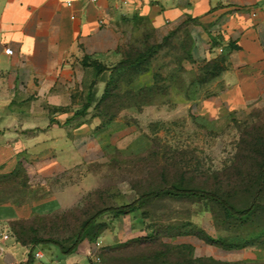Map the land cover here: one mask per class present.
I'll return each mask as SVG.
<instances>
[{
  "label": "rangeland",
  "instance_id": "obj_1",
  "mask_svg": "<svg viewBox=\"0 0 264 264\" xmlns=\"http://www.w3.org/2000/svg\"><path fill=\"white\" fill-rule=\"evenodd\" d=\"M192 37L185 25L159 31L143 19L132 21L120 33L125 44L119 57L105 66L148 52L150 56L110 81L104 99L108 73L91 88L94 70L78 68L81 89L72 96L78 107L58 113L65 121L58 126L67 131L78 158H36L35 166H45L53 174L29 178L23 157V176L0 179L4 203L28 204L60 193L73 202L23 221L24 228L33 230H26L30 237L68 247L96 211L127 205L143 193L171 186L214 192L238 211L247 209L258 192L257 207L246 219L229 217L209 201L150 199L138 212L101 216L92 231L96 239L86 237L76 252L85 253L88 263L92 256L99 257L98 264L264 262V182L259 185L264 96L232 112L201 114L199 101L215 76L216 58L195 62ZM142 71L149 80L139 87ZM88 99L91 104L84 109ZM202 235L222 244H208ZM37 248L49 253L50 247ZM240 259L245 261L237 262ZM42 263L48 264L46 259Z\"/></svg>",
  "mask_w": 264,
  "mask_h": 264
},
{
  "label": "crops",
  "instance_id": "obj_2",
  "mask_svg": "<svg viewBox=\"0 0 264 264\" xmlns=\"http://www.w3.org/2000/svg\"><path fill=\"white\" fill-rule=\"evenodd\" d=\"M135 19L159 31L185 25L193 34L195 62L223 58L222 71L199 101L201 114L232 112L264 96V0H133L126 5L122 0H0V175L14 171L24 157L29 178H47L53 171L35 166L34 159L78 158L67 131L58 126L65 122L58 113L78 107L72 96L81 89L78 68L84 59L103 66L114 62L125 44L120 33ZM5 49L12 54L5 55ZM147 80L141 74L136 84L142 87ZM67 197L2 203L0 230L66 208L73 203ZM41 253L48 264H90L78 251L62 256L50 247ZM42 260L29 261V249L12 236L0 240V264Z\"/></svg>",
  "mask_w": 264,
  "mask_h": 264
},
{
  "label": "trees",
  "instance_id": "obj_3",
  "mask_svg": "<svg viewBox=\"0 0 264 264\" xmlns=\"http://www.w3.org/2000/svg\"><path fill=\"white\" fill-rule=\"evenodd\" d=\"M150 56V52L140 55L134 60L129 59H123L114 64L111 67L103 66L99 63H96L94 61H90L88 59H84L83 66L91 67L94 70V79L91 84V88L96 86L98 83L99 78L106 72L108 73V81L105 84L104 92L101 97V99H104L107 95V89L110 81H112L120 72L128 69L136 68L139 64L145 62L148 60ZM223 58L217 57L214 61L216 64L215 66V77L222 71L223 69ZM143 73L139 72L138 75H141ZM90 99L86 101V104L84 106V109H87L90 106ZM20 163L18 162L16 168L14 171H12L10 174L7 175H0L1 180L6 179H12L15 180L21 175H24L23 171H20ZM264 182V160L260 164L259 167V185ZM260 187V186H259ZM163 197H169V198H188V199H199L204 201L212 202L216 205H218L221 210L225 213V215L237 219H246L250 215L253 214L254 210L257 207L258 197L259 193L257 192L250 204V206L242 211L235 210L232 208L224 199H222L218 194L214 192L204 191L200 189H186V188H177L174 186H171L167 189H160L157 191H152L149 193H143L141 196H139L136 200L132 201L131 203L127 205L122 206H113V207H106L103 209H100L96 211L93 215H91L88 219H86L80 226L79 231L76 233V235L73 237L71 244L68 247H65L61 243L57 242L53 239H39L34 236L30 237V233H28L26 230L30 231L32 233L33 230L26 229L23 226V221L26 220H19L9 223L8 229L9 234L12 236L16 242L21 244L22 246H25L29 249V261H32L33 259V251L35 250V247L38 245H47L49 247H52L57 250V252L62 256H68L76 252L78 246L81 244V242L88 237L89 240L94 241L97 237L96 234H92V231L94 227L96 226V221L105 214H112L115 217L127 215L130 213L138 212L142 209L143 205L146 201L150 199H158ZM4 202L0 201V204ZM14 203V202H13ZM16 204V203H14ZM98 229H103V226H98ZM203 239L211 245H220L222 244L221 241L213 240L209 237H206L204 235ZM92 264V260L90 261Z\"/></svg>",
  "mask_w": 264,
  "mask_h": 264
},
{
  "label": "built area",
  "instance_id": "obj_4",
  "mask_svg": "<svg viewBox=\"0 0 264 264\" xmlns=\"http://www.w3.org/2000/svg\"><path fill=\"white\" fill-rule=\"evenodd\" d=\"M92 3H97L98 0H90ZM130 1H133V0H122V3L124 5H126L127 3H129ZM221 51V50H220ZM4 53L5 55H11L12 54V51L10 49H5L4 50ZM10 234H9V229H1L0 230V240H7L9 238ZM33 258L36 260V261H41L43 259V255L41 252H33ZM91 260H92V264H98L100 262V258L97 257V256H92L91 257ZM41 264V263H39Z\"/></svg>",
  "mask_w": 264,
  "mask_h": 264
}]
</instances>
